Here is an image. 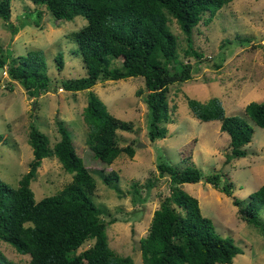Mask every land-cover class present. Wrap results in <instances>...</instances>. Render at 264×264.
Here are the masks:
<instances>
[{
    "label": "rangeland",
    "instance_id": "rangeland-1",
    "mask_svg": "<svg viewBox=\"0 0 264 264\" xmlns=\"http://www.w3.org/2000/svg\"><path fill=\"white\" fill-rule=\"evenodd\" d=\"M9 3L8 22L18 29L14 32L0 16L3 55L10 58L40 49L50 82L46 92L30 98L22 84L9 77L6 67L0 69V178L17 186L28 169L33 155L27 139L30 122L47 133L52 144L60 137L56 124L60 119L96 178L92 198L107 221L108 243L115 253L130 255L134 264H142L139 238L147 233L153 210L169 194V178L166 174L159 175L156 167L163 160L200 169L202 178L184 182L182 187L198 198L202 214L211 219L215 231L230 238L240 249L232 262L216 264H264V235L234 204V199L246 201L251 192L264 184V127L253 123L244 110L250 100L264 99V0H232L207 22L204 18L208 15H203L191 33L193 47L203 54L200 58L185 56V34L174 19L169 22L178 38L180 58L191 63L192 77L169 84L167 100L173 121L167 123L165 137L150 140L148 136L149 114L144 100L148 90L142 76L98 79L93 84L92 89L112 114L133 123L130 130L119 129L118 134L122 145H133L134 155L122 152L110 164L95 157L85 141L87 126L82 110L87 101L86 89L71 91L59 87L62 79L86 73L77 55V43L65 35L79 29L87 22L86 18L81 14L71 19L56 18L43 4L33 0H9ZM58 51L63 55L61 68L55 61ZM185 95L201 101L217 96L226 114L248 120L254 132L244 145L246 153L232 155L229 135L220 129V121L197 118ZM110 169L116 170L119 178L107 183L100 170ZM214 171L220 174L221 184L227 178L233 182L232 194L206 180ZM71 176L57 157H44L36 178L30 182L34 198L55 193ZM148 180L153 182L151 186L145 185ZM134 182L139 193L133 189ZM258 217L264 222V204ZM90 243L92 240L86 241L79 249ZM0 248L7 257L20 263L30 256L1 239Z\"/></svg>",
    "mask_w": 264,
    "mask_h": 264
},
{
    "label": "trees",
    "instance_id": "trees-1",
    "mask_svg": "<svg viewBox=\"0 0 264 264\" xmlns=\"http://www.w3.org/2000/svg\"><path fill=\"white\" fill-rule=\"evenodd\" d=\"M33 1L43 4L56 18L71 19L81 14L87 20L79 29L65 34L77 43V55L86 73L62 79L59 87L71 91L86 89L87 101L82 110L87 126L85 141L95 157L110 164L122 152L134 155L133 145H122L118 134L119 129L130 130L133 123L112 114L92 89L93 84L98 79L142 76L148 90L144 96L149 114L148 136L150 140L165 137L167 123L173 121L167 100L169 84L192 77L191 63L180 58L178 38L169 22L174 19L185 34V56L200 58L203 54L193 47L191 39L194 26L205 14L208 16L204 22L210 20L223 4L232 0ZM10 14L9 0H0V16L8 22ZM9 25L13 27L12 22ZM17 29L13 27L14 32ZM1 50L0 44V69L6 67L9 77L22 84L27 96L37 98L49 89L50 77L40 49L10 58ZM117 60L120 62L116 63ZM55 61L61 68V51L56 53ZM185 97L197 118L220 121V129L229 135L232 155L246 153L244 145L254 132L248 120L226 114L217 96L205 101ZM244 110L253 123L264 127V99L250 100ZM56 124L60 137L51 144L48 134L30 122L27 139L33 155L28 169L17 186L0 178V239L11 243L18 252L30 254L26 262L20 263L7 257L0 248V264H134L130 255L117 254L109 246L107 221L92 198L96 178L78 153L67 126L60 119ZM46 156L57 157L72 176L55 193L36 200L30 182L36 178ZM156 167L159 175L166 174L169 178V194L153 210L148 231L139 238L142 264L232 262L239 247L215 231L211 219L202 214L198 198L182 187L184 182L200 180V169L163 160ZM100 172L107 183L119 178L114 169ZM206 180L224 193L232 194L233 182L227 178L221 184L217 171L206 176ZM152 184L151 180L145 183L146 186ZM133 189L139 193L136 182ZM234 204L264 235V222L258 217L264 204V184L251 192L246 201L234 199ZM114 220L116 218L111 221ZM88 240L92 243L79 249Z\"/></svg>",
    "mask_w": 264,
    "mask_h": 264
},
{
    "label": "built area",
    "instance_id": "built-area-1",
    "mask_svg": "<svg viewBox=\"0 0 264 264\" xmlns=\"http://www.w3.org/2000/svg\"><path fill=\"white\" fill-rule=\"evenodd\" d=\"M61 89V88H60Z\"/></svg>",
    "mask_w": 264,
    "mask_h": 264
},
{
    "label": "clouds",
    "instance_id": "clouds-1",
    "mask_svg": "<svg viewBox=\"0 0 264 264\" xmlns=\"http://www.w3.org/2000/svg\"><path fill=\"white\" fill-rule=\"evenodd\" d=\"M61 88V87H60Z\"/></svg>",
    "mask_w": 264,
    "mask_h": 264
}]
</instances>
